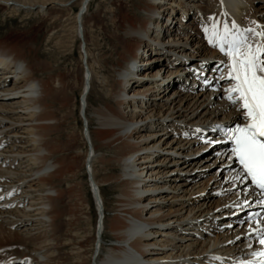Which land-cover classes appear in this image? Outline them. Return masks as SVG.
<instances>
[{"label":"bare ground","instance_id":"obj_1","mask_svg":"<svg viewBox=\"0 0 264 264\" xmlns=\"http://www.w3.org/2000/svg\"><path fill=\"white\" fill-rule=\"evenodd\" d=\"M78 1L80 9L76 16L79 28L77 31L85 38L83 24L91 0ZM216 1L217 4H222L220 0ZM232 1L234 3L226 0L223 9L230 10L235 5L236 10L241 13L247 2ZM73 3L75 1H66L60 6L67 7ZM50 4L51 0H0L1 6L16 12L22 8L38 7V11L48 19L51 18L47 10ZM172 5H177L176 0H142L144 15L140 23L138 21L139 25L133 26L128 22L124 29V45L128 52L125 64L117 69L115 79H109L105 75L99 78L112 96L113 102L94 110L93 119L99 127L92 131L89 122L86 133L92 142V182L98 188L105 213L104 219L100 220L97 226L101 232L99 240L97 237V264H198L213 261L215 256L222 258L230 253L236 255L245 253L247 249H256L251 243H256L257 238L250 232L258 226L257 223L241 224L235 218L219 222L222 218L245 208L246 201L253 196L248 192L249 187L245 179L230 165L227 157L220 156L222 163L219 167L229 168V172L222 173L225 175H222L223 179L217 190H222V193L228 196L225 195L221 202L210 208H205L208 206L206 203L189 207L185 200L180 204L187 189H193V186L185 188L189 179L183 172L189 171L190 168L188 169V163L180 167L173 164L180 163L181 158L189 160L180 155L191 153L190 147L194 142L192 137H200V131L197 133L199 128L213 124L209 120L215 122L214 116L218 114L223 115L221 121L234 120L236 111L226 103L221 94L212 98L207 91L202 92V89L197 90L196 96H192L191 93L184 95V91L179 88L165 95L163 103L152 100L158 96V92L171 87L165 85V78L169 75L168 72H172V68H149L141 75L137 70L152 61L147 59L141 62V53L151 51L153 43L170 46L165 51L171 55L168 57L170 67L179 60L178 57H173V54L183 48L177 38L178 32L183 30L176 26L174 30L167 28L173 26L175 21L172 15L176 9H173ZM183 6L185 16L186 5ZM162 9L168 12L165 17L159 15ZM159 18H164V23L161 24ZM155 20L156 30L160 32H154L153 35L151 29ZM244 21L257 31L261 30L263 20L252 12L244 16ZM165 22L171 23L166 25ZM176 24L180 26L183 22ZM21 34H26L24 39L20 37ZM5 37L0 38V56L6 61L9 60L7 66L11 67L12 71H0V197L10 198L0 203V264H6L9 259H22V264H90L88 250L85 249L87 236L90 234H83L79 226L84 221L85 214L82 212L85 206L81 198L83 194L77 184L67 189L58 188L57 185L59 179L64 181L69 177L78 176V146L72 137L67 141H59L53 136L56 133L62 134V124L69 115L67 112L63 120H60L56 115L58 109L55 104L60 105L59 110L69 109L70 91L75 90L76 79L70 81L68 75L52 73L48 74L47 78L38 75L39 71L51 69L52 63L38 59L35 34L21 30L18 34L20 41H9ZM86 55L90 73L87 72L85 76L90 78H85L82 105H85V118L89 121L87 111L92 90L91 78L97 71L94 64L89 63L91 54L88 49ZM189 56L193 57L192 54ZM30 57L35 61L31 62ZM207 61L208 59H205L202 63ZM97 62L100 63L99 60ZM14 63L17 66H14ZM187 63V60L181 61L179 68L182 73ZM192 63L199 66L197 61ZM13 75H16V78H12ZM140 78L147 79L140 84L136 83ZM184 80H181L182 83ZM149 92H153L154 96L147 98ZM200 99H205V102L199 103ZM196 106L198 109H192ZM157 121L161 125L165 123L166 128L171 131L176 130L179 133L174 137L169 133H148ZM142 122L146 123L139 126ZM158 135H163L164 138L155 141ZM167 139L169 140L165 141ZM96 140L103 146L116 150L114 161L108 162V159L99 156ZM162 142L166 143L163 145ZM161 149L166 151L164 157L156 159V163L152 164ZM60 152L64 154L53 159L54 155ZM98 162H115L121 166V173L109 176L107 180L102 179L97 169ZM215 163L216 160L213 164ZM194 164L197 165V162ZM178 179L182 181L177 182ZM110 183H115L121 188L115 202L114 217L109 219L110 231L117 244L105 247L107 211L102 188ZM233 189L239 190L230 195ZM74 198L77 199L76 203L71 201ZM68 200L71 203L67 205ZM210 225L224 226V230L217 231L213 228L216 236L212 237Z\"/></svg>","mask_w":264,"mask_h":264},{"label":"rangeland","instance_id":"obj_2","mask_svg":"<svg viewBox=\"0 0 264 264\" xmlns=\"http://www.w3.org/2000/svg\"><path fill=\"white\" fill-rule=\"evenodd\" d=\"M66 1H71V3L75 1V3L67 7H61L60 4ZM141 1L142 0H91L83 24L85 28V38L81 35V33L79 34L77 31V29L79 28L77 27L76 16L80 9V2L78 0H51V4L47 9L51 15V18L49 19L47 16H44L42 12L38 11V7L33 9L22 8V10L16 12L10 8H5L0 5V38H3L7 35L5 38H7L9 41H20L21 38L24 39L23 36H26V34H21L20 38L18 37L19 32H21V30H28L29 33L35 34L37 37L35 45H38V59L42 60V62L44 60H47L52 63L51 69L38 72V75L40 77L47 78L48 74L52 73L54 75H68L70 76V81H73L74 78L76 79V88L74 91H70L71 101L69 109L65 108L64 110H61L60 108L59 110L60 105L55 104L56 109H58L56 115L60 120H63V117L67 112V114H69L70 116L68 115L67 120L62 124V129L60 131L62 132V134L56 133L53 136H55V138L59 141H67L70 137H72L73 139H75V144H77L76 146H78V151L80 153L77 158V164L79 166L76 168L78 176H76L75 178L69 177L64 181L59 179L57 181V185L58 188L67 189L69 186L77 184L79 190H81V194H83V197L81 196V198L83 199L85 206L82 212L85 214L83 215L84 221L79 226L83 234L85 233L86 236L88 235V233L90 234L87 236L88 241L85 247V249L88 250L87 257L90 258V264H94V258L96 257L97 253L96 244L98 223L94 200L88 183L86 171L88 165L87 161L89 157L88 154L91 148L90 144L92 142L86 135V130L83 126V117H85L86 113L85 105H82V103L80 102V97L82 96L86 82L84 77L87 73L85 71V67L87 66V64L86 66L84 64V60L87 57L86 49H88L91 54L89 63L94 64V67L97 71V74L95 73V75H93L91 78L92 90L89 95V111H87V116L90 122V130L95 131L98 129L99 125L97 121L93 119V117H95V114L93 113L94 110L96 111L97 109L105 107L108 102H113L112 96H110L107 88L104 87L103 83H101V79L99 78L105 75L108 76L109 79H115L117 69L123 64H125L124 61L125 58L128 56V52L127 49H125L124 45V29L125 26L129 23H131L133 26L139 25L140 20L143 18L142 16L144 15V12L141 8ZM176 2L177 5H172L174 7L173 9H176L172 15V18L175 19L177 23L183 22V25L179 26L174 21L173 26H168L167 28H171L172 30H174V26H176L183 30V32L179 31L177 35V38H179V41L182 43L181 46L183 48L181 50L178 49L177 54H173V57H178L179 60L174 62L170 67L168 57L171 55L166 54L165 52L166 49L170 46H167L166 44L162 45L153 43L151 51H146L143 54L141 53V62L143 60L147 61V59H152V61L145 63L140 67V69H136L137 71H139L138 74L141 75L144 73L143 71L149 68H153L156 70L161 69L163 66L166 69L172 68V72H168L169 75L164 72L167 74L165 78V85H171V87L166 91L162 90L161 92L157 93L158 96L152 99L153 101L157 102H162L165 95H168L173 91L175 92L179 89L178 87H176V84L184 79L181 78L183 73L179 66L181 61H185L186 59L184 58L188 57L189 54L193 55V57L189 59L190 61L192 60L191 63L195 61H201V59L204 58V55L218 59L216 47L208 41L207 33L204 32L203 27L210 26L213 22V17H215L216 21H219L221 25L224 22L231 24V19L227 18V16L223 14V9L219 6V4H217L218 1L216 0H176ZM183 5H186L185 8L187 10V15L185 16ZM244 10H247L246 14L251 12L255 14L257 18L263 20L264 24V0H247L245 6L243 7V11ZM211 13H215L216 15L212 17ZM167 14L168 12H164V9L160 10V16L165 17V15ZM180 17H182L183 19H181ZM234 17L235 24L238 25L241 29L249 28L247 27V24L243 21V18H241L240 16L238 17L236 14ZM218 19H220L221 21ZM158 20L161 24L164 23V18H159ZM154 22L155 24L152 26L153 29H151V31L153 30V35L154 32H160L159 30H156L157 28L155 27L157 20H155ZM170 23L171 22H169V24ZM165 24L169 25L167 22H165ZM164 38L165 37H163V39ZM166 39L167 37L165 38V40ZM156 57H161L162 59L157 60ZM164 57L166 58L164 59ZM32 59L33 58H31V62H34L35 60ZM98 60L100 63L97 62ZM220 60L222 59L220 58ZM210 61L211 60L208 59L207 62L209 63ZM201 65H203V63H201ZM178 69L179 71H177ZM96 76H98V78ZM180 89L184 91L183 88ZM197 92L198 91H184V95L191 93L192 96H196ZM153 96V92H149L147 98ZM204 96H206V94H204ZM204 96H202V98ZM82 102L84 101L82 100ZM198 102L204 103L205 99H203V101H201L200 99ZM198 102L196 105H198ZM192 109H198V107L196 106ZM83 110L84 116L82 117ZM201 116L202 114L200 113L199 117ZM206 116L209 117L208 114ZM222 116V114L214 116L215 122L221 121L220 119L222 118ZM209 121L211 123H215L211 120ZM145 123L146 122H142L139 124V126H142ZM147 132H160L163 133V135L169 133L171 137H174L175 135H177V133H179L176 132V130L175 132L171 131L170 128H166L165 123L161 125L158 123V121L157 123H155L153 129ZM163 135H158L155 141L161 139ZM169 139L165 141H168ZM192 139L194 140V142L190 147L189 152L191 153L187 155H180L182 157L189 158V160H184L181 158L180 163L175 165L173 164V166L180 167L188 163V169L190 168L189 171L183 172L184 175H186L189 179L187 180L189 184L185 186V188H190L191 186H193V189H187V192L184 193L185 198L180 201V204L182 203V201L185 200L186 205H188L189 207H197L206 203V205L208 206L205 208H210L216 206L218 202H221L222 198L226 195V193H222V190L217 189L219 188V184L223 179L222 175L228 173L229 168L219 167V164L222 163V161H220V156L214 157L211 156L212 154L210 153L208 155L202 154V152H205L202 151L203 149H197V151L196 148L205 147L206 150L207 146H200L201 142L197 137H192ZM165 143L162 142L163 145ZM95 144L98 147L99 152H97L101 158L108 159V162L109 160H115L114 158L116 150L103 146L99 140H96ZM164 150L165 149H161V152H158V154H156V157L152 161V164L156 163V159L164 157V154L166 153V151L164 152ZM63 154V152L57 153L56 156L54 155L53 159H56L62 156ZM207 157L209 159H206ZM215 160L216 163L213 164ZM196 162L197 165L194 164ZM209 164H211L212 166H208ZM97 167L99 177L102 179L107 180L109 176H116L121 173V166L115 164V162H110L108 164H102L101 162H98ZM188 169L186 168V170ZM224 169H227V172H225ZM180 181L182 180H177V182ZM102 190L103 195L105 196V209L107 211L106 230L104 233V244L105 247H107L117 244V242L113 239L112 233L110 231L109 219L114 217V209L116 205L115 202L118 197V194L120 193L121 188L115 183H110L103 185ZM238 190L239 189H233L230 195H233L234 192L236 193ZM192 191L193 195H191ZM226 196H228V194ZM9 198L10 196H3L2 198H0V203L3 202L4 199ZM71 201L72 203H76L77 199L74 198ZM71 201H66V204L68 205L69 203H71ZM229 217L230 216H226L222 218L219 222H224L226 220L231 219V217ZM223 227L224 226L216 227L215 225H210L209 231H212L210 233V236H216V234L214 233L215 231H213V228H215L217 231H220L224 230ZM181 232L182 231H180V233ZM22 263H20L18 259H9L6 264Z\"/></svg>","mask_w":264,"mask_h":264},{"label":"snow or ice","instance_id":"obj_3","mask_svg":"<svg viewBox=\"0 0 264 264\" xmlns=\"http://www.w3.org/2000/svg\"><path fill=\"white\" fill-rule=\"evenodd\" d=\"M206 26L208 41L228 58L227 79L232 82L227 99L240 105L246 124H237L227 131L234 143L232 155L238 159L251 182L264 190V26L241 29L235 22L222 25L212 18ZM224 63V62H221ZM2 198V197H0ZM258 243L264 246V229H257ZM255 261L240 264H264V248L253 252Z\"/></svg>","mask_w":264,"mask_h":264},{"label":"water","instance_id":"obj_4","mask_svg":"<svg viewBox=\"0 0 264 264\" xmlns=\"http://www.w3.org/2000/svg\"><path fill=\"white\" fill-rule=\"evenodd\" d=\"M88 1V0H87ZM85 8H86V5L84 6V10H85ZM80 15H82V10H80Z\"/></svg>","mask_w":264,"mask_h":264}]
</instances>
